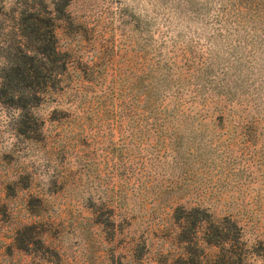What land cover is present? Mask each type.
Here are the masks:
<instances>
[{
    "label": "rangeland",
    "instance_id": "obj_1",
    "mask_svg": "<svg viewBox=\"0 0 264 264\" xmlns=\"http://www.w3.org/2000/svg\"><path fill=\"white\" fill-rule=\"evenodd\" d=\"M48 1L70 70L31 113L0 93V264H206L179 261L195 207L264 264L258 0Z\"/></svg>",
    "mask_w": 264,
    "mask_h": 264
},
{
    "label": "trees",
    "instance_id": "obj_2",
    "mask_svg": "<svg viewBox=\"0 0 264 264\" xmlns=\"http://www.w3.org/2000/svg\"><path fill=\"white\" fill-rule=\"evenodd\" d=\"M258 2L264 10V0ZM28 3L25 0L17 8L3 7L7 24L0 52V93L8 97V105L25 113H31L40 101L59 96L70 70L68 55L59 47L51 2L42 0L43 10L34 13L25 8ZM259 22L264 34V14ZM20 134L29 132L23 129ZM182 211L180 235L185 246L179 261L187 262L194 249L201 263L205 259L206 264H246L250 246L237 221L218 220L199 207ZM208 250L215 253L208 257Z\"/></svg>",
    "mask_w": 264,
    "mask_h": 264
}]
</instances>
